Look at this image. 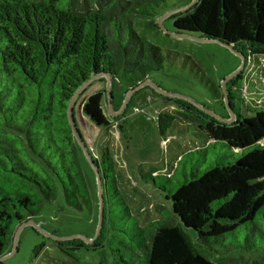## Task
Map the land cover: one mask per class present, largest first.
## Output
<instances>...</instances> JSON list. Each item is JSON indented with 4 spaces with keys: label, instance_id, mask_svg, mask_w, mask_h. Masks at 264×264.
<instances>
[{
    "label": "trees",
    "instance_id": "trees-1",
    "mask_svg": "<svg viewBox=\"0 0 264 264\" xmlns=\"http://www.w3.org/2000/svg\"><path fill=\"white\" fill-rule=\"evenodd\" d=\"M117 1L93 0L87 6L83 0L76 8L72 0H0V258L12 248L18 228L57 193L72 210L98 215L83 162L93 170L73 133L69 110L101 177L97 264H221L210 259L212 244L221 247L216 253L264 255V101L248 106L249 117L233 109L231 123L181 100H175V115L157 114L161 137L179 119L203 134L207 146L221 143L238 156L201 175L192 172L175 186L156 183L170 181L174 173H139L164 194L170 208L145 226L118 192L108 152L96 150L95 156L115 121L108 113L104 76L111 88L120 77L128 87L138 86L163 64L159 48L142 41L133 22L156 17L155 7L163 0L120 7ZM169 18L175 34H198L245 57L264 56V0H199ZM257 90L264 92V86ZM226 93L233 99L230 89ZM45 246L42 241L33 254ZM57 247L71 259L65 264H83L73 250Z\"/></svg>",
    "mask_w": 264,
    "mask_h": 264
},
{
    "label": "rangeland",
    "instance_id": "rangeland-1",
    "mask_svg": "<svg viewBox=\"0 0 264 264\" xmlns=\"http://www.w3.org/2000/svg\"><path fill=\"white\" fill-rule=\"evenodd\" d=\"M133 1L142 2L118 0L115 6H127L128 2ZM72 2L76 8L83 5V0ZM86 2L90 6L93 0ZM193 2L194 0H163L155 7L156 17L133 19L140 39L159 48L163 57L162 67L151 73L147 80L167 95L158 94L147 84L139 88L128 87V81L123 77L114 81L112 88L110 83L111 107L108 106V113L115 121L100 139L94 153L96 156V150L108 152L113 162L116 188L140 226L158 220L160 212H168L170 208L163 198L164 194L156 190L149 181L140 178L139 173L145 175L153 172L154 175L167 176L174 173L170 181L156 179V183L167 187L175 186L185 178L189 179L192 172L201 175L216 163L238 156L221 143L207 146L208 141L202 137L203 134L192 126H186L179 119L173 123L166 138L161 137L155 122L157 114L175 115L179 110L175 100H181L209 116L211 113L222 119L229 118V110L233 115V122L234 110L249 117L251 114L248 106H258L264 101V92L257 90L264 86V56L245 57L241 54L243 63L242 58L230 49L216 42H203L198 34H184L188 38L174 36L176 32L173 20L169 17L186 8L189 11L197 4L191 6ZM237 75L240 79L231 86ZM226 89H230L233 99L229 100ZM129 91L132 92L125 100ZM198 149L203 151H195ZM186 153L191 154L183 157L178 164ZM83 171L88 192L93 201L97 199L99 202L94 172L89 171L85 162ZM31 221L35 227L26 226L19 231L12 248L1 256L0 264L68 263L70 257L59 251L57 244L63 250H73L83 264L98 263L101 249L95 242L102 223L97 232V212L86 214L74 211L65 205L61 193H57L53 200L42 204L40 212ZM186 232L192 236L190 231ZM46 238L58 239L47 241L44 240ZM42 241H46V246L34 255L33 250ZM210 248V259L215 263L264 264V255L261 254H222L216 253L221 249L219 245L212 244Z\"/></svg>",
    "mask_w": 264,
    "mask_h": 264
},
{
    "label": "water",
    "instance_id": "water-1",
    "mask_svg": "<svg viewBox=\"0 0 264 264\" xmlns=\"http://www.w3.org/2000/svg\"><path fill=\"white\" fill-rule=\"evenodd\" d=\"M199 0H194V2L191 4V6L193 5V4H195V3H197ZM190 6V7H191ZM188 8H186V9H184V10H182V11H186ZM181 11V12H182ZM161 20H159V22H160ZM174 36H176V37H179V38H188L187 36H183V35H178V34H174ZM201 41H203V42H216V43H218V44H220V45H222V46H224V47H226V48H228V49H230L232 52H234L235 54H237L238 56H240L241 58H242V61H243V63H244V58L242 57V55L240 54V53H238V52H236L234 49H232V47H230V46H228V45H225V44H223V43H221V42H218V41H214V40H208V39H201ZM241 69V68H240ZM105 77V79H106V91H107V96H108V103H109V107H111V95H110V83H111V80H110V77L109 76H104ZM150 85L153 89H154V91H156L158 94H162V95H167V94H165V93H163V92H161L158 88H156V87H154L152 84H151V82H149L148 80H146L145 82H143L142 84H139L138 85V88L139 87H141V86H144V85ZM131 92L132 91H129L128 93H127V96H126V99L125 100H127V97L131 94ZM224 103L226 104V108H227V110H228V104L226 103V101H225V97H224ZM199 108V107H198ZM200 110H203L202 108H199ZM205 111V110H204ZM207 112V111H206ZM207 113H209V112H207ZM228 113H229V118L226 120V119H222V118H219V117H217V116H215V115H213V114H211V113H209L210 114V116H212V117H214L215 119H217V120H219V121H221V122H223V123H231L232 122V120H233V115H232V113L228 110ZM69 120H70V123H71V126H72V129H73V133H74V135H75V137H76V140H77V142H78V144L80 145V147H81V149H82V151H83V154H84V156H85V158H86V160L88 161V163H89V165L91 166V168H92V170H93V172H94V175H95V178H96V182H97V188H98V199H99V210H98V227H97V232H98V230H99V228L101 227V223H102V212H103V201H102V185H101V177H100V174H99V171H98V169H97V166L94 164V162L90 159V157H89V155H88V153H87V151H86V149L84 148V146H83V144H82V142L80 141V139H79V137L77 136V134H76V131H75V129H74V126H73V123H72V120H71V118H70V110H69ZM26 226H32V227H35V225L33 224V222L30 220V221H28V222H26V223H24V224H22L19 228H18V230L16 231V233H15V237H14V240L17 238V236H18V234H19V231L22 229V228H24V227H26ZM76 237H79V236H76ZM53 240H57L58 238H52ZM65 239V238H64ZM14 240H13V245H14ZM1 260V259H0Z\"/></svg>",
    "mask_w": 264,
    "mask_h": 264
}]
</instances>
